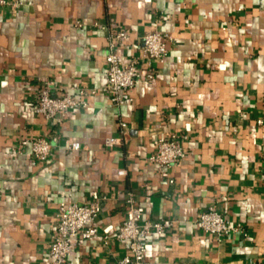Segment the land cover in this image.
I'll list each match as a JSON object with an SVG mask.
<instances>
[{
    "label": "crops",
    "instance_id": "1",
    "mask_svg": "<svg viewBox=\"0 0 264 264\" xmlns=\"http://www.w3.org/2000/svg\"><path fill=\"white\" fill-rule=\"evenodd\" d=\"M10 2L20 5L0 6V264H50L59 204L101 196L99 232L68 264H117L129 253L118 239L126 191L143 220H178L149 234L146 264H264V0ZM96 23L128 34L119 52L142 75L133 103L117 108L102 89L109 30ZM156 31L175 41L149 76L141 45ZM46 80L87 105L47 120L33 110ZM171 135L185 137L186 157L160 169L149 157ZM38 137L53 143L44 162L21 146ZM211 206L247 236L205 234L196 220Z\"/></svg>",
    "mask_w": 264,
    "mask_h": 264
},
{
    "label": "built area",
    "instance_id": "2",
    "mask_svg": "<svg viewBox=\"0 0 264 264\" xmlns=\"http://www.w3.org/2000/svg\"><path fill=\"white\" fill-rule=\"evenodd\" d=\"M12 5L17 7L19 2L11 3L10 0H0V6ZM99 29H108V53L107 83L102 88L110 96L113 106L119 108L126 103H133V90L137 81L142 77L139 70V60L134 59L126 62L120 54V45L128 39V34L121 30H115L104 24H95ZM77 28H83L82 22L75 24ZM174 37L167 32L156 31L142 39L141 52L150 67V75L157 64H163L169 54L170 46L174 43ZM55 84L52 80L42 83L37 93L34 112L43 115L47 120L62 124L68 118L71 111L80 106L87 105L85 99H77L72 94L65 92L62 96L54 94ZM93 90L91 93L94 94ZM84 95V92H80ZM262 124V121H259ZM129 134L126 123H121V135L125 138ZM183 139L177 135L168 138H160L155 153L149 157V161L160 169L169 168L181 163L186 152ZM56 139H54L55 141ZM119 139L109 138L107 145H118ZM22 147L29 146L34 157L39 161H47L52 153L53 143L45 138H25L21 142ZM70 151L80 150L78 143H71ZM123 173V172H122ZM107 196H101L94 201L77 203L72 199L63 201L58 206L57 226L53 234L50 248V264H68V259L75 245L83 246L87 241L94 238L99 228L96 226L97 218L101 212ZM126 217L118 234V239L129 242V253L118 260L117 264H146L147 261V238L155 233L159 236L166 234L177 223L176 219H164L159 221L143 220V211L138 206L137 196L132 191L125 192ZM205 234L215 236L221 240L229 235L247 236L245 228L240 224H232L215 206L201 212L196 220ZM107 240L108 237H105Z\"/></svg>",
    "mask_w": 264,
    "mask_h": 264
}]
</instances>
